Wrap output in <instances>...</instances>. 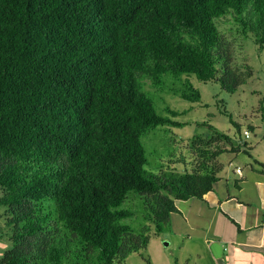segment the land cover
I'll use <instances>...</instances> for the list:
<instances>
[{"label": "trees", "instance_id": "obj_1", "mask_svg": "<svg viewBox=\"0 0 264 264\" xmlns=\"http://www.w3.org/2000/svg\"><path fill=\"white\" fill-rule=\"evenodd\" d=\"M227 15L263 49L264 0H0V207L11 244L0 264H124L167 229L175 202L213 190L216 159L241 146L213 131L191 160L176 159L181 172L146 170L141 137L181 124L156 112L141 80L185 78L172 92L190 103L201 99L191 77L235 93L251 69L231 65L216 24ZM130 192L145 211L139 228L124 223Z\"/></svg>", "mask_w": 264, "mask_h": 264}, {"label": "rangeland", "instance_id": "obj_2", "mask_svg": "<svg viewBox=\"0 0 264 264\" xmlns=\"http://www.w3.org/2000/svg\"><path fill=\"white\" fill-rule=\"evenodd\" d=\"M216 24L230 51L232 67L238 69L247 65L251 69V76L232 94L223 91L217 83H203L191 77L190 82L201 95L197 103L185 101L172 92L184 88L185 78H165L164 86L160 88L153 87L149 80H141L142 92L153 101L156 112L166 117H169L166 109L177 112L179 114L172 120L181 124L157 127L141 137L150 164L145 169L152 173L171 169L181 172L183 167L188 166H183L176 159L183 157L186 162L191 160L194 148L208 141L213 131L229 136L232 144L241 146L242 150L243 143L254 146L264 139V46L259 50L252 36L244 34L242 26L230 15L216 20ZM233 124L240 127L241 138H238ZM249 127L253 130L250 137L244 140L242 133L249 131ZM249 148H246L247 153L250 152ZM235 157L246 159L242 152L236 156L223 154L219 157L220 163L226 168V159L231 158L234 162ZM121 208L133 212V216L124 221L125 224L137 228L144 224L145 211L138 195L130 192ZM4 212L5 209L0 207V258L11 248Z\"/></svg>", "mask_w": 264, "mask_h": 264}, {"label": "crops", "instance_id": "obj_3", "mask_svg": "<svg viewBox=\"0 0 264 264\" xmlns=\"http://www.w3.org/2000/svg\"><path fill=\"white\" fill-rule=\"evenodd\" d=\"M247 146L246 159L228 158L226 168L218 157L213 190L175 202L167 229L124 264H264V139Z\"/></svg>", "mask_w": 264, "mask_h": 264}, {"label": "built area", "instance_id": "obj_4", "mask_svg": "<svg viewBox=\"0 0 264 264\" xmlns=\"http://www.w3.org/2000/svg\"><path fill=\"white\" fill-rule=\"evenodd\" d=\"M249 137H250V131L245 130V131L243 132V139H244V140H247ZM235 172H236V173H240V170H239V169H236Z\"/></svg>", "mask_w": 264, "mask_h": 264}]
</instances>
